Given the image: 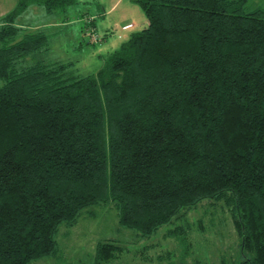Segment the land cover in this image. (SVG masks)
<instances>
[{
  "label": "trees",
  "instance_id": "obj_1",
  "mask_svg": "<svg viewBox=\"0 0 264 264\" xmlns=\"http://www.w3.org/2000/svg\"><path fill=\"white\" fill-rule=\"evenodd\" d=\"M74 1L16 0L0 17V264L55 256L60 224L93 205L148 236L204 198L232 204L247 253L234 264H264V10L132 0L147 24L95 71L24 62L48 35L16 17ZM121 248L99 240L94 264Z\"/></svg>",
  "mask_w": 264,
  "mask_h": 264
},
{
  "label": "rangeland",
  "instance_id": "obj_2",
  "mask_svg": "<svg viewBox=\"0 0 264 264\" xmlns=\"http://www.w3.org/2000/svg\"><path fill=\"white\" fill-rule=\"evenodd\" d=\"M15 3L0 0V17ZM255 8L264 10V0H246L243 5L245 11ZM125 21L134 26L122 30L120 25ZM15 23L22 27L21 32L42 30L48 35L47 46L28 55L24 62L71 61L67 73L75 75L95 71L132 31L147 23V17L132 0H75L51 12L30 4ZM92 28L98 40H90ZM233 212L225 198H204L181 208L150 235L141 236L134 228L119 224L113 202L93 205L85 208L74 223L60 224L55 256L29 264H94L99 240L114 241L122 247L102 264H234L247 253L241 248Z\"/></svg>",
  "mask_w": 264,
  "mask_h": 264
},
{
  "label": "crops",
  "instance_id": "obj_3",
  "mask_svg": "<svg viewBox=\"0 0 264 264\" xmlns=\"http://www.w3.org/2000/svg\"><path fill=\"white\" fill-rule=\"evenodd\" d=\"M128 22H131V21H125V22H123L122 24H124V23H128ZM131 23H132V25H131V27H129V28H126V29H122L121 27H120V28H121L122 30L130 29V28H132V27L134 26V23H133V22H131ZM122 24H121V25H122ZM146 24H147V23H146ZM146 24H145V25H146ZM121 25H120V26H121ZM145 25H144V26H145Z\"/></svg>",
  "mask_w": 264,
  "mask_h": 264
},
{
  "label": "built area",
  "instance_id": "obj_4",
  "mask_svg": "<svg viewBox=\"0 0 264 264\" xmlns=\"http://www.w3.org/2000/svg\"><path fill=\"white\" fill-rule=\"evenodd\" d=\"M131 25V23H126L125 25H123V27H129Z\"/></svg>",
  "mask_w": 264,
  "mask_h": 264
}]
</instances>
